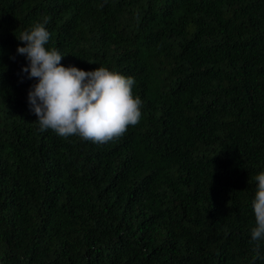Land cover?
Instances as JSON below:
<instances>
[{"label":"trees","instance_id":"1","mask_svg":"<svg viewBox=\"0 0 264 264\" xmlns=\"http://www.w3.org/2000/svg\"><path fill=\"white\" fill-rule=\"evenodd\" d=\"M44 20L62 65L134 78L139 124L40 130L17 36ZM261 173L264 0H0V264H264Z\"/></svg>","mask_w":264,"mask_h":264},{"label":"clouds","instance_id":"2","mask_svg":"<svg viewBox=\"0 0 264 264\" xmlns=\"http://www.w3.org/2000/svg\"><path fill=\"white\" fill-rule=\"evenodd\" d=\"M48 22H38L17 36L25 42L17 52L29 61L22 71L27 78L38 80L29 90L28 103L29 111L38 117L40 130L51 129L60 137L77 136L101 145L119 139L141 120L142 101L133 95L134 78L106 67L85 71L62 65L65 55L46 47L50 40L45 27ZM255 179L258 190L252 206L256 226L251 230V241L257 256L264 259L259 251L264 241V173Z\"/></svg>","mask_w":264,"mask_h":264}]
</instances>
